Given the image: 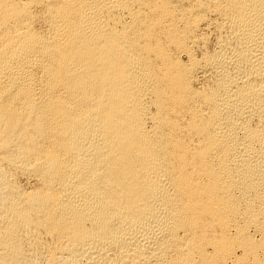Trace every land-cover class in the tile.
<instances>
[{"label":"bare ground","instance_id":"obj_1","mask_svg":"<svg viewBox=\"0 0 264 264\" xmlns=\"http://www.w3.org/2000/svg\"><path fill=\"white\" fill-rule=\"evenodd\" d=\"M0 264H264V0H0Z\"/></svg>","mask_w":264,"mask_h":264}]
</instances>
